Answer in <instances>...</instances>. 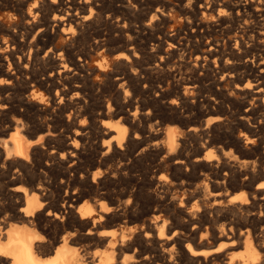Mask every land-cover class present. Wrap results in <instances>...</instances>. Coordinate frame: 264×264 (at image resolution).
<instances>
[{
    "label": "bare ground",
    "instance_id": "bare-ground-1",
    "mask_svg": "<svg viewBox=\"0 0 264 264\" xmlns=\"http://www.w3.org/2000/svg\"><path fill=\"white\" fill-rule=\"evenodd\" d=\"M25 1L0 0V8L7 4L23 7ZM39 1L33 0V7L26 13L34 29H37L30 42L25 40L30 35V29L14 20L12 29L6 31L12 47L7 56L9 59L5 60L8 66L3 73L6 77L0 79V176L12 173L10 185L22 182L21 176L32 171L33 159L39 154L45 158L47 168L58 160L55 165L62 171V177L54 186L58 193L63 194H57V198L53 195L44 170L38 174L31 172L36 183L27 188L0 186V246L7 252V255L0 256V264H214V261L219 264H264V187H261L264 185V170L259 171L252 166L248 171L243 168V174L234 172L236 163L224 160L229 151L219 147L216 155L213 149H209L212 135L210 122L202 130L189 128L181 135L176 134L177 130H167L161 141L157 140L160 135L158 126L155 130L142 128L136 131L139 122L146 123L152 119L149 116L152 112H140L138 116V110L143 105L128 98L125 90L128 84L138 81L136 66L140 57L135 52L131 28L123 18L115 19L114 28L111 27L115 36L121 39L118 47L110 49V36L95 31L88 50L99 51L102 60L97 64L98 72L114 90V98L107 103L106 111H100V115L117 117L126 125L115 129L107 122L98 127L94 121L89 127L81 125L78 120L84 115V105L76 95L80 97L88 82L86 52L73 49L72 45L52 46V42L64 36L73 43L87 30H94L101 21L99 6L105 0H46V3L43 0L41 4ZM109 1L112 5L120 4L130 9L131 0ZM180 1L184 2L183 9L192 34L190 37L196 36L198 31L192 16L201 11L202 14L212 15L218 24L235 19L252 22L248 29V44L256 38H264V0H235L232 4L219 0L209 4L203 3V0ZM18 12L25 16V13ZM154 18L155 15H152L145 26L153 24ZM235 46L240 50L245 45L236 41ZM235 50L232 55L239 56L240 53H235ZM208 57L216 61L222 55L210 52ZM34 65L41 70L40 80L33 71ZM157 67L162 69L165 65ZM241 67L245 74L239 81L245 79V83L234 87L243 97L261 98L260 105L264 106V64L254 55L245 58ZM176 74L172 77L176 78L177 85L195 87L193 83H188L192 75L181 76L179 69ZM37 89H43L47 96H40ZM163 98L160 94L159 99ZM48 102L52 112L41 107ZM248 107L244 108L241 121L246 122L253 114V109ZM170 108L176 110L173 106ZM47 112L51 121L43 122V114ZM59 119L64 127L57 130L54 122ZM94 130H98L102 138L101 145L93 151L95 156H99L98 160L84 155V150L93 146H90V134ZM129 145L133 146L131 153ZM235 146L238 144L235 143ZM66 161L71 163L67 167ZM242 162L243 165L248 164ZM136 167L140 168L138 177L132 175ZM165 168L176 173L169 179L161 173ZM214 169H225V172L222 175L214 173L211 177L203 173ZM191 177L198 183L194 184ZM233 178L235 185L229 186ZM259 179L262 182L252 189L253 183ZM232 191H237V194H232ZM84 197L92 203L81 204ZM41 220L54 227L69 226L76 239L66 237L57 241L54 237L41 235L37 230ZM113 224L118 230L105 229ZM93 239L96 245L104 247L102 250L105 249L106 253L103 252V256L89 254V251H75L76 241ZM45 243L54 246L53 249L49 247L47 258L42 257Z\"/></svg>",
    "mask_w": 264,
    "mask_h": 264
},
{
    "label": "rangeland",
    "instance_id": "rangeland-1",
    "mask_svg": "<svg viewBox=\"0 0 264 264\" xmlns=\"http://www.w3.org/2000/svg\"><path fill=\"white\" fill-rule=\"evenodd\" d=\"M42 1L43 0H40L39 4H41ZM213 1H216V0H203V3L209 4ZM219 1L221 3H231V4L235 2V0H219ZM47 2H48V0H47ZM181 2L182 1H180V0H161V2H160V0H131L129 2L130 9H128L129 10L128 11L126 8H124L120 4L112 5L109 0H105L104 4H101L99 6V8L101 10V16H100L101 21H100L99 25L97 24V27L94 30H92V29L87 30L85 32V34L77 37L78 39H76L73 43H71L70 40H67L64 36H62L61 38H56V40L52 42V46H58L61 48V47H70L72 45L73 49H78V50L83 49L86 52L85 66H86V70H87L89 77H88V82H86V86L84 88L83 93L80 94V97L78 95H76L77 99H80L82 101V104L84 105V108H83L84 115L82 118H80L78 120V122L81 125H84V127H89L91 121H94L96 123L95 125H97V127L100 126L101 124H103L104 122H107V123H109V125H112L114 129L115 128H121L122 126L126 125L122 120H119L117 117H106V116L100 115V113H101L100 111H106L107 103L111 102V99L114 98V90L106 84L105 77L98 72V65L97 64L99 61L102 60V57L100 56L99 51H91L90 52L88 50L89 45L93 42L95 31L99 32L102 35L110 36V41L108 44V47L110 49L111 48L114 49V48L118 47L121 44V39L119 40V38L115 36V33H113V30L111 29V27L114 25L113 21L115 19H117V18L122 19L123 18V20L124 21L126 20V22L129 24V27L131 28L130 34H131V37L134 38L133 40H134V44H135V52L137 54V57L138 58L140 57L138 60V64L136 66V69H137V76L136 77L138 78V81L132 82L131 84H128L125 90H127V93L129 95L128 98H130L131 100H133L135 102H138L139 105H143V107L139 108V110H138V113H137L138 116H140V112L141 113L152 112L150 114L153 115L152 116L149 114V116L152 118L150 121H148L149 123L148 122H146V123L139 122L137 124L136 131L139 129H142V128L155 130L156 127L158 126L160 129L159 130L160 135L157 138V140L161 141V140H164V134L167 130H172V131L177 130L176 134L178 135V133H179L181 135L182 131H187L189 128H195L198 131L202 130L205 128V124L207 122H210L213 125L210 124L211 128H209L211 130V134H212L211 138H210L211 144H210L209 149H211V150L213 149L212 151H214L216 155H217V151L219 150L218 149L219 147H220V149H222L225 152L229 151V155L227 157H225L226 159H224V160L227 162L228 161H230V162L234 161L236 163L233 171L237 172V174H238V172H239V174H243L245 172V170L251 169L252 166H255L259 171H263L264 170V146H263L264 145V116H263L264 115V106L260 105L261 98H258L255 96L243 97V95H241L236 90V88L234 86L236 84L242 85L243 83H245V79H243L242 82L239 81V79L242 76H244V74H245V70L241 67L245 58H251L252 56L255 55L257 58H259L260 62L262 64H264V38H260V37L258 39L256 38L252 43L248 44L247 37L250 35V33H249L250 30H248V29L251 28L252 22L243 21L240 19H237V20L235 19V20H232L231 22H225L223 24H218L212 15H210L209 13L202 14L201 11L196 12L192 16V20L195 22V24L198 25V31H197L196 36L190 37V35H192L191 29H189V27H188V23H187L188 19H186L185 11L183 9L184 2H182V3ZM45 3H46V0H45ZM162 4L164 5V7ZM9 6H11V7H9ZM31 6L33 7V0H29V1L26 0L23 7H18L21 10L15 6L11 5V4H9V5L7 4V5L0 8V66H1L0 67V79H3L4 77H6L5 74L3 73V72L7 71V66H8V65H6L7 63L5 60L9 59V57H7V56L10 54L11 47H12L10 44V40L7 37L6 31H8V30L10 31V29H12L13 20L15 23H18V24L20 23L21 26L26 27L28 30L30 29V31H28V33L31 36L30 35L27 36L28 39L27 38L25 39L26 43L30 42V40L32 39V37L34 35L33 33H35V31H37V29L36 28L34 29L33 24L31 23L32 20L30 18H28V16H26V13L32 8ZM136 6H137V8H136ZM156 7L157 8L159 7V8L157 9ZM162 9H164V10H162ZM18 11L25 13V16L22 17L20 15V12H18ZM33 11H35V9H33ZM157 13H158V15H157ZM163 14H164V16H163ZM138 15H139V17H138ZM152 15H155L154 22H153V24L146 27L145 23H147L148 19ZM203 15H204V17H203ZM12 16H14V17H12ZM22 20H23V22H22ZM108 20L109 21L111 20V21L109 22ZM111 22H113V23H111ZM34 23L35 24L37 23V19ZM241 24H242V26H241ZM100 25H101V27H100ZM29 27H31V28H29ZM215 27H217V28H215ZM113 28H114V26H113ZM224 30H225V32H224ZM240 30H242V31H240ZM145 32L147 35L145 34ZM90 34H93V35H90ZM186 41H187V43H186ZM236 41L238 43L242 42L243 45H245V46H243L242 49H240L241 51L237 50V47L235 46ZM6 43L8 44L7 47H6V45H7ZM250 46H252V47H250ZM233 49L234 50L236 49L235 53H236V51H238L240 53L239 56L238 55H236V56L232 55V52H234ZM210 52L216 53L217 56L222 55V58L216 59V61H215L214 58L208 57V54ZM42 55H43V53H42ZM184 55H185V57H184ZM164 57H167V58L165 59ZM148 63H149V65H148ZM163 64L165 65L164 68L160 69L159 67H157L158 65L162 66ZM178 66H180V67H178ZM12 68L13 67L11 66V69ZM182 68H183V70H181ZM139 69H141V70H139ZM173 69H175L176 71H173ZM177 69L180 70L181 76H189L190 77L192 75L191 81L188 83H193V86H195L194 88H191V87L185 88V86H186L185 84H178V85L176 84V78H173L172 76L177 75L176 74ZM166 70L168 72H166ZM33 71L35 72L36 78L38 80H40L42 76H41V72H40L41 70H40L39 66L34 65ZM155 72H157V73H155ZM10 73H11V70H10ZM213 73H215V74H213ZM166 74H167V76H166ZM228 76H230V77H228ZM231 77L233 79H231ZM196 79H198V80H196ZM193 81H195V82H193ZM232 81H234V82H232ZM174 87H175V89H174ZM184 92H186V93H184ZM216 92H218V93H216ZM37 93L40 96H44V95L47 96L43 89H37ZM160 94L164 96V98L162 99L163 101L161 99H159ZM95 97H97V98H95ZM141 101H142V103H141ZM93 106H95V107H93ZM171 106H173L176 110H172L170 108ZM41 107H42V109L46 108L49 112H52V107H51L50 102H48V104H45ZM247 107L253 109V114L251 115V117L249 119L246 120V122L241 121L240 120L241 115H242L243 111L245 109H247ZM94 108H96V109H94ZM234 108H235V110H234ZM206 110H208V111H206ZM49 112H47V114H43V117H44L43 122H48L50 120L49 117H47L50 114ZM1 119H2V117H1ZM60 120L61 119L54 122L55 128L57 130L63 129V127H64L63 123ZM155 120L157 123L155 122ZM63 121H66V117H63ZM60 123L62 125H60ZM248 123L250 124V126ZM152 124H154V125H152ZM210 125H209V127H210ZM223 125L226 127H224ZM213 126H214V128H213ZM228 127H230V128H228ZM252 127H254V128H252ZM169 128H171V129H169ZM215 129H216V131H215ZM248 132H250V134H247ZM97 133H98V130H94L91 132L92 136L90 134V146H92V145L93 146L91 149L86 148L84 150V155H86L88 159L98 160V158H99V156H95L93 153V151L96 150L95 148L100 146L102 143V138L100 137L99 133L98 134ZM108 137H106V138L108 139ZM2 138H4V137H2ZM233 139H235V140H233ZM188 142H190V141H188ZM202 142L204 143L203 140H202ZM235 143H237L238 146H235ZM228 144H231V145L229 146ZM228 146H229V148H228ZM129 147H131V148H128V151L131 153L133 151V146L129 145ZM230 147H232V148H230ZM256 151H258V152H256ZM231 153H232V156L230 155ZM89 155H91V157ZM233 155H234V158H233ZM160 157H162V154L159 156V159H160ZM56 161H58V160H55V162ZM241 161L247 162L248 166L245 163H244V165H246V166H244L243 162L240 163ZM45 162H46L45 158H43L42 155L37 154L35 156V158L33 159L32 165H34V166H32L33 169L31 172L38 174L44 170L45 171V175H44L45 180L46 181L48 180L47 182L51 185V190L53 191L52 192L53 195L56 198H57V194L62 196L63 193L62 192L58 193V191L56 190V187H55L56 184L59 183V179L62 177V171L56 167L55 162H52L50 167H48V168L45 166ZM253 163H256L258 166L256 164H253ZM70 164H71L70 162L66 161L65 166L67 167ZM259 165H261V166H259ZM137 168H139V167H136L133 169L132 175L138 177L140 174V168L139 169H137ZM243 168H245V170ZM49 169H50V171H49ZM135 169L137 171H134ZM223 170H221V169L215 170L214 169L211 172H203V173L207 174L208 177H211L214 173L218 174V175H222L225 172V169H223ZM233 171H232V175L234 174ZM31 172L29 174L26 173V175L23 174L21 176V181L23 180L22 181L23 183L18 182V183H15V185H10L11 179L13 178L12 173H10V175L7 174L4 176H0V186L4 187V188L7 186L8 187H20L21 186L23 188H27L29 185L36 183L34 181V178H32L34 175L31 174ZM161 173H162V175H164L170 179L176 172H174L171 169L165 168L161 171ZM194 179L195 178L191 177V180L194 184L198 183V181H196V179L195 180ZM235 182H236V180L233 178L232 181L230 182L229 186H234ZM261 182H262V180H260V179L258 181L256 180L252 185V189H254ZM1 183L3 184V186ZM5 183H7V184H5ZM54 184H55V186H54ZM122 187L127 188V186L126 187L121 186V188ZM128 189H129V187H128ZM240 192H242V191H238V193H240ZM76 194H77V192H76ZM232 194H237V191H232ZM56 198H55V200H57ZM80 203L86 204V203H92V201L89 202L88 197H84V198H82ZM263 209H264V207H263ZM47 219L49 221L52 220L50 218H47ZM38 224H39V227L37 226V230H39V233L41 235H43L47 238H50V237L53 238L54 237L55 239H57V241H60L66 237L76 239V236H74L73 229L67 225H65L63 227L62 226L54 227L53 225H51V223H47L45 220H43V221L41 220ZM113 225L116 226V224H113ZM113 225L109 226L108 228H105V229H107V230H118L117 229L118 227L117 226L115 227ZM67 232H69L68 233L69 235L67 234ZM59 243L57 245H60ZM49 247L51 249L54 248V246H51L48 243H45L44 246L42 247V257L43 258L49 257V254H46L47 251L50 249ZM75 248H76L75 251H81L82 250L85 253H88V251H89V254H91V252H92L93 255H97V256H99V254H100V256H103L104 255L103 252L106 253L105 249L102 250V248H104V247L96 245L94 239L91 241L78 240L75 242L74 249ZM45 249H47V250H45ZM99 252H101V253H99ZM214 264H219V263L214 261Z\"/></svg>",
    "mask_w": 264,
    "mask_h": 264
},
{
    "label": "snow or ice",
    "instance_id": "snow-or-ice-1",
    "mask_svg": "<svg viewBox=\"0 0 264 264\" xmlns=\"http://www.w3.org/2000/svg\"><path fill=\"white\" fill-rule=\"evenodd\" d=\"M261 187H264V185H261ZM5 255H7L6 250L2 246H0V256H5Z\"/></svg>",
    "mask_w": 264,
    "mask_h": 264
}]
</instances>
